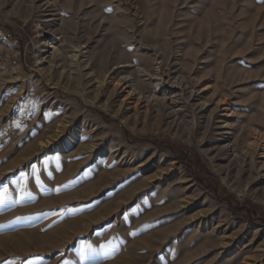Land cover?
Segmentation results:
<instances>
[{
  "label": "rangeland",
  "instance_id": "obj_1",
  "mask_svg": "<svg viewBox=\"0 0 264 264\" xmlns=\"http://www.w3.org/2000/svg\"><path fill=\"white\" fill-rule=\"evenodd\" d=\"M55 1L0 0V264H264V0Z\"/></svg>",
  "mask_w": 264,
  "mask_h": 264
},
{
  "label": "bare ground",
  "instance_id": "obj_2",
  "mask_svg": "<svg viewBox=\"0 0 264 264\" xmlns=\"http://www.w3.org/2000/svg\"><path fill=\"white\" fill-rule=\"evenodd\" d=\"M44 2V5L46 6V9L51 13L50 17L52 18V22H58V18L60 16L57 2L55 0H41ZM60 32V30H59ZM60 35V34H58ZM53 47H55V43H51ZM52 47V48H53ZM85 54V53H84ZM54 55V54H53ZM58 55V53L56 54ZM55 56V55H54ZM60 56V55H59ZM58 57V56H57ZM79 55H74L73 58H77ZM88 58V56H87ZM87 62V65H89V61ZM157 72L156 76L153 79L155 82L156 92L154 94H146L143 93L141 89L139 88V81L132 76L124 77L119 80L118 84H123V86H126L125 90L129 91L128 97H137L138 100L145 104L148 108H155L158 110H165L169 113L174 114L175 116H179L180 112L184 109V105L181 104L182 98L180 97V92L184 93L188 96L189 101L186 103V106L191 105L194 110L198 111L200 114H208V118H212L215 111H218L220 109V106L222 104L221 101L217 103L214 110H209V103L204 101V92H209L207 88L203 90L201 93H197L194 90H191V88L188 86V84L183 79H177L175 82H165L162 78V75L160 74V67L159 64H156ZM82 68V67H81ZM80 70V69H79ZM140 74V80L143 81V83H147L149 79L148 77L152 78L149 71L145 69H139ZM114 81V80H113ZM228 112H230V109H228ZM225 117V125L221 127L220 130H226L225 133H223V136L226 137V142H230V136L231 133L230 130V119L231 115L224 116ZM223 132V131H222ZM225 147H230V143L226 145ZM233 153H235V150H233ZM236 156V154H234ZM239 157V156H238ZM244 157H247L244 155ZM264 172V163L262 164V167L260 168Z\"/></svg>",
  "mask_w": 264,
  "mask_h": 264
},
{
  "label": "snow or ice",
  "instance_id": "obj_3",
  "mask_svg": "<svg viewBox=\"0 0 264 264\" xmlns=\"http://www.w3.org/2000/svg\"><path fill=\"white\" fill-rule=\"evenodd\" d=\"M30 193H28L26 190L23 192V196H29ZM23 196L21 198H23ZM9 199L8 197V189L4 188L2 192H0V204H4L7 200Z\"/></svg>",
  "mask_w": 264,
  "mask_h": 264
}]
</instances>
